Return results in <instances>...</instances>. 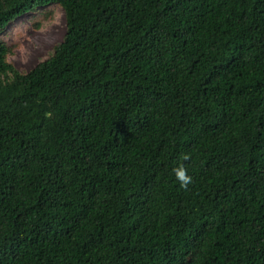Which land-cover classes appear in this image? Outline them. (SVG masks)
Returning a JSON list of instances; mask_svg holds the SVG:
<instances>
[{"label": "trees", "instance_id": "trees-1", "mask_svg": "<svg viewBox=\"0 0 264 264\" xmlns=\"http://www.w3.org/2000/svg\"><path fill=\"white\" fill-rule=\"evenodd\" d=\"M0 264H264V0H0Z\"/></svg>", "mask_w": 264, "mask_h": 264}, {"label": "rangeland", "instance_id": "rangeland-1", "mask_svg": "<svg viewBox=\"0 0 264 264\" xmlns=\"http://www.w3.org/2000/svg\"><path fill=\"white\" fill-rule=\"evenodd\" d=\"M65 32L64 9L50 4L17 17L7 25L1 38L12 49L8 61L19 71L26 72L49 56Z\"/></svg>", "mask_w": 264, "mask_h": 264}, {"label": "clouds", "instance_id": "clouds-1", "mask_svg": "<svg viewBox=\"0 0 264 264\" xmlns=\"http://www.w3.org/2000/svg\"><path fill=\"white\" fill-rule=\"evenodd\" d=\"M177 178L181 181L182 186L186 187L189 183H191V176L187 175L184 169L177 171Z\"/></svg>", "mask_w": 264, "mask_h": 264}]
</instances>
